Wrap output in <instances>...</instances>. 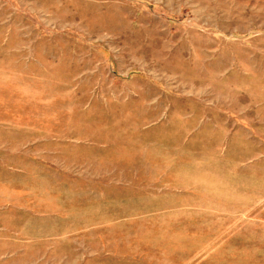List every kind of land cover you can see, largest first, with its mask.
Instances as JSON below:
<instances>
[{
  "label": "rangeland",
  "instance_id": "1",
  "mask_svg": "<svg viewBox=\"0 0 264 264\" xmlns=\"http://www.w3.org/2000/svg\"><path fill=\"white\" fill-rule=\"evenodd\" d=\"M0 264H264V0H0Z\"/></svg>",
  "mask_w": 264,
  "mask_h": 264
}]
</instances>
